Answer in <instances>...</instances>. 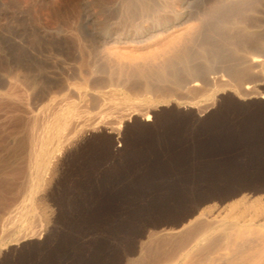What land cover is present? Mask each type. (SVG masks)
<instances>
[{
  "label": "rangeland",
  "instance_id": "rangeland-1",
  "mask_svg": "<svg viewBox=\"0 0 264 264\" xmlns=\"http://www.w3.org/2000/svg\"><path fill=\"white\" fill-rule=\"evenodd\" d=\"M37 1L0 0V264H125L150 232L208 211L227 225L242 196L264 205V97L218 91L204 113L159 106L66 149L25 129L23 10L44 19Z\"/></svg>",
  "mask_w": 264,
  "mask_h": 264
},
{
  "label": "bare ground",
  "instance_id": "bare-ground-1",
  "mask_svg": "<svg viewBox=\"0 0 264 264\" xmlns=\"http://www.w3.org/2000/svg\"><path fill=\"white\" fill-rule=\"evenodd\" d=\"M37 2L44 19L23 10V127L56 138L51 150L101 128L118 134L131 119L150 121L159 106L204 113L218 91L264 97V0ZM229 46L239 55L227 58ZM210 213L150 232L125 264H264V229L253 225L264 224L260 198L233 203L227 225Z\"/></svg>",
  "mask_w": 264,
  "mask_h": 264
}]
</instances>
